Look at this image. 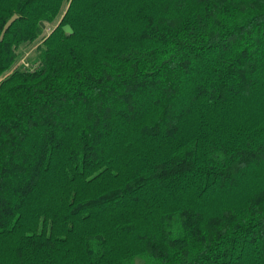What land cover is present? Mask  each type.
Returning a JSON list of instances; mask_svg holds the SVG:
<instances>
[{
  "label": "trees",
  "instance_id": "obj_1",
  "mask_svg": "<svg viewBox=\"0 0 264 264\" xmlns=\"http://www.w3.org/2000/svg\"><path fill=\"white\" fill-rule=\"evenodd\" d=\"M14 14L0 264H264V0H0V35Z\"/></svg>",
  "mask_w": 264,
  "mask_h": 264
},
{
  "label": "water",
  "instance_id": "obj_2",
  "mask_svg": "<svg viewBox=\"0 0 264 264\" xmlns=\"http://www.w3.org/2000/svg\"><path fill=\"white\" fill-rule=\"evenodd\" d=\"M18 19V15L17 14H14L7 22L6 24L4 25L3 27V30L1 32V35H0V40H3L4 39V36L6 34V32L8 31V29L11 27V25ZM64 30L65 32L67 33H73V29L71 28V26L69 24L65 25L64 26Z\"/></svg>",
  "mask_w": 264,
  "mask_h": 264
},
{
  "label": "rangeland",
  "instance_id": "obj_3",
  "mask_svg": "<svg viewBox=\"0 0 264 264\" xmlns=\"http://www.w3.org/2000/svg\"><path fill=\"white\" fill-rule=\"evenodd\" d=\"M34 48H35V46H29V47L26 46V47H24L25 56L28 55L29 53H32L34 51ZM23 61H27V59L20 61V63L23 62Z\"/></svg>",
  "mask_w": 264,
  "mask_h": 264
}]
</instances>
